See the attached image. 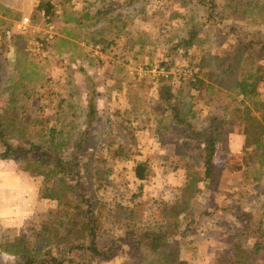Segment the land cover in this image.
<instances>
[{
    "label": "rangeland",
    "instance_id": "1",
    "mask_svg": "<svg viewBox=\"0 0 264 264\" xmlns=\"http://www.w3.org/2000/svg\"><path fill=\"white\" fill-rule=\"evenodd\" d=\"M224 4L225 0H217V7ZM69 6L90 12L109 6L120 12L125 22L119 39L110 53H104L103 61L91 57L89 46L93 44L84 43L85 48L77 42L78 29L70 32L71 44L56 40L52 47L42 49V56L32 46L28 49L30 37L14 27L7 39H0V121L10 135L16 132L18 136L10 143L24 146L31 141L40 146L39 135L43 134L45 145L55 149L65 163L73 164L78 158L81 185L102 207V244L122 234L111 224L121 207L134 210L133 224L139 230H156L160 207L176 203L187 167L197 164V169H204L198 159L200 142L189 141L186 130L161 110L165 108L161 88L167 85L171 104L189 114L195 130L214 123L218 141L216 183L211 187L198 184V205L171 242L180 247L184 264H219L229 242L252 247L264 211V151L245 146L235 104L242 98H236L228 86L215 85L208 91L205 85L211 80L205 76L213 70L215 57L236 49L238 38L257 41L254 49L264 44L258 42L264 41V23L244 21L241 16L222 20L220 14L215 24L209 23L208 9L195 0H73ZM188 18L203 28L193 46L185 50L177 48V42L186 37ZM64 53L76 56L72 64L63 63ZM250 56L254 58V52ZM259 63L264 69V56ZM176 68L187 69L193 76L183 80L174 74ZM162 69L167 76L160 74ZM200 80L205 84L198 85ZM18 84L25 87L17 90ZM257 89L264 98V83ZM90 105L95 114L89 122ZM51 129L57 131L54 140ZM31 133L39 135L31 139ZM79 143L83 146L80 152ZM1 153L0 145V242L19 237L33 226H59L58 204L43 198L44 178L22 171L19 163L3 160ZM136 162H146L149 168L143 181L135 177ZM65 180L77 190V178ZM238 212L245 213V219L251 216L248 224L237 217ZM239 231L244 234L239 236ZM59 247L52 248L65 259L63 264H126L131 260L129 246H121L111 261L94 259L79 250L68 252L66 245ZM137 256V263L146 264L148 252ZM18 261L19 257L0 251V264Z\"/></svg>",
    "mask_w": 264,
    "mask_h": 264
},
{
    "label": "trees",
    "instance_id": "2",
    "mask_svg": "<svg viewBox=\"0 0 264 264\" xmlns=\"http://www.w3.org/2000/svg\"><path fill=\"white\" fill-rule=\"evenodd\" d=\"M72 1L62 0L60 10H57L49 0H38L36 12H44L56 24L58 36L50 43V46L52 47L56 40L68 43L61 35H70L71 30L78 29L79 37L83 36L87 44L100 45L104 53H110V49L116 45L119 39L122 24L125 22L124 15L120 12L116 13V10L109 6L97 9L93 13L74 11L69 6ZM195 3L208 9L209 23L215 24L218 21L217 14H220L222 20L237 19L241 16L244 21L259 20L260 23H264V0H225V4L219 7H217V0H195ZM217 10H221V12L219 13ZM1 20L2 18H0V39H7L8 35L12 34L13 24L12 21ZM31 20L33 23L38 22L36 16ZM188 20L186 23L189 29L186 37L177 42V48L185 50L193 46L203 28L202 24L194 22L192 18H188ZM100 24L103 25L102 28L95 29ZM83 29L88 32L81 33ZM16 37L23 38L18 35ZM258 42L263 43L264 41ZM256 44L257 41L253 39L245 42L242 38H238L236 49L232 53H227L225 57L214 58L213 70L205 76L211 82L205 86L208 91L216 87L215 85L228 86V89L234 90L236 98H242L235 101V104L238 115L241 117L240 125L244 127L245 146L264 151V98L257 89L261 83H264V69L259 63L264 56V44L254 49ZM251 52H254V58H251ZM0 54H3L2 50ZM198 82V85L205 84L202 80ZM190 84L193 88L197 87L196 83ZM24 87V85L18 84L17 90ZM24 95L27 96V92ZM161 95L164 97L162 99L165 103V108H161V110H166L164 112L172 115L173 122L186 130L189 141L200 142L201 155L198 156V159L204 169L202 171L197 169V164L196 167L192 165L187 167L186 182L179 190L176 203H167L160 207L156 230H139L133 224L134 210L130 207H121L117 212V220L111 224L120 229L122 234L108 240L105 244L99 240L100 231L104 229L100 223L103 218L102 207L95 197L86 194L81 185L82 176L78 167L80 165L78 158L73 164L70 161L65 163L63 158L54 152L55 149L45 145L43 134H36L41 136L42 144L40 146L31 141L24 146H14L10 141L18 138L16 132L10 135L4 127V123L0 121L1 158L19 163L20 169L31 176L43 177L46 181L42 190L43 198L58 204L62 218L59 226L50 224L33 226L19 237L0 242V251L21 259V262L13 264H63L65 259L62 255L53 252L52 248L62 245H66L68 252L79 250L94 259L103 261H111L121 246H129L127 252L131 260L126 264H139L136 262L137 253L142 251L148 252L149 257L145 260L146 264H184L180 258V247L174 245L171 240L180 234L183 221L192 215L198 205L195 199L199 192L198 184L205 182L207 187H211L216 183L214 176L218 175V168H216L217 164L214 159L218 152V141L214 123L202 130H195L188 119L189 114L182 113L180 107L171 104V98L167 97L171 95L169 86L165 85L161 88ZM89 109L90 122L92 121L90 116L94 115L95 111L92 105ZM238 115H236L237 118ZM32 116L34 113L30 112L29 118ZM27 121L30 122V120ZM34 135L31 133L28 136L32 139L35 138ZM50 135L52 140L56 139L57 131L51 129ZM81 145L82 143L77 144L78 152L82 150L83 146ZM148 170L146 162L135 163L134 174L138 180H145ZM66 177L77 178V190L69 185V182L65 180ZM262 207L264 209V203ZM240 212L237 217L248 224L251 216L248 214V219H245L247 215ZM258 224L255 235L249 230L256 239L253 246L229 242L230 248L219 257V264H256L258 259H261V264H264V211L260 215ZM238 233L239 236L244 234L243 231Z\"/></svg>",
    "mask_w": 264,
    "mask_h": 264
},
{
    "label": "built area",
    "instance_id": "3",
    "mask_svg": "<svg viewBox=\"0 0 264 264\" xmlns=\"http://www.w3.org/2000/svg\"><path fill=\"white\" fill-rule=\"evenodd\" d=\"M49 2L54 8H58L60 0H49ZM15 27L17 33H19L20 35L30 36V46H28V49L30 50L32 46L31 50L37 54H40L41 56L44 54L40 53L42 52V49L45 47L47 48V45L52 43L58 36L55 22L51 19V17L45 15L44 12H42V20L40 21V23H33L29 16H24L20 19L19 22L16 23ZM89 51L91 53V57L93 58L103 59L105 56L99 45L89 46ZM49 53L51 56H55L56 59L59 58V56L55 55L54 52ZM61 59H63V63L66 65H70L72 62L65 55L61 56ZM160 74L162 76L168 75L165 69H162L160 71ZM174 74H176V76L183 80H187V78L189 80V78L193 76V74H191L189 70L179 68H176L174 70ZM192 81L194 82L195 79L193 78Z\"/></svg>",
    "mask_w": 264,
    "mask_h": 264
},
{
    "label": "crops",
    "instance_id": "4",
    "mask_svg": "<svg viewBox=\"0 0 264 264\" xmlns=\"http://www.w3.org/2000/svg\"><path fill=\"white\" fill-rule=\"evenodd\" d=\"M37 4H38V0H0V18H2V20L4 21H12L13 24L12 28L14 27L15 31L17 32L15 27L16 23L19 22L20 19L23 18L24 16H29L30 18L36 16L38 20L36 24L40 23V21L42 20V12L40 13L36 12ZM71 10L74 9L71 8ZM74 11H78V10H74ZM80 12L93 13L90 12L89 10H84V11L81 10ZM83 31L86 30L83 29ZM62 37L68 42V44H71V42H73V38H71L70 35L62 34ZM76 40L77 42H81L82 46L87 48L86 45L84 44L86 42L83 36L77 37ZM85 50L87 52V49ZM63 55L67 56L72 62L76 59V56L71 57L72 54L69 53H64ZM104 58L106 59V56ZM104 58L102 59V61L105 60Z\"/></svg>",
    "mask_w": 264,
    "mask_h": 264
}]
</instances>
